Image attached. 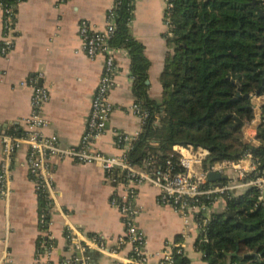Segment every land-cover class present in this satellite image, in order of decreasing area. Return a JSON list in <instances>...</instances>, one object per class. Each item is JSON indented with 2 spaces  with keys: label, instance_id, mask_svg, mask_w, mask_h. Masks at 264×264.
Masks as SVG:
<instances>
[{
  "label": "crops",
  "instance_id": "obj_1",
  "mask_svg": "<svg viewBox=\"0 0 264 264\" xmlns=\"http://www.w3.org/2000/svg\"><path fill=\"white\" fill-rule=\"evenodd\" d=\"M113 4L114 0H22L16 4L12 46L7 53L0 52V134L4 130H27L22 119L31 113L30 80L36 79L48 92L42 108L47 124L42 133L55 135L64 147L79 143L103 72L104 56L89 58L84 54L78 23L84 19L91 29L104 30L107 11ZM164 11L165 0H134L129 22V34L142 45L148 60L147 94L158 103L162 93L159 76L165 57L172 50L167 42L170 34ZM3 38L0 4V46ZM112 46L116 64L114 86L109 92L112 111L95 147L106 155H120L123 151L116 145V132L135 136L142 124L132 111L136 99L129 50ZM251 101L255 123L245 127L243 137L244 142L252 139L254 144H259L255 134L264 97L254 96ZM26 156L27 147L22 145L13 159L9 195L0 197V264L6 257L10 264H34L35 249L42 238L41 202L30 179ZM248 163L244 160L242 166ZM51 169L56 197L47 233L55 244L54 261L65 250L66 227L85 234H101L110 243L121 236V217L111 204L112 196L122 190L118 177L108 176L97 163H78L70 159L53 158ZM136 203L141 209L137 224L149 251H157L165 243L181 239L180 235L186 230L185 220L169 205L159 203L155 186L146 183L138 187ZM224 207L225 202L218 200L209 212H219ZM188 235L184 244L189 264H207L194 248L195 227H191ZM126 253L128 247L120 256ZM89 255L90 264H110L98 251Z\"/></svg>",
  "mask_w": 264,
  "mask_h": 264
},
{
  "label": "trees",
  "instance_id": "obj_2",
  "mask_svg": "<svg viewBox=\"0 0 264 264\" xmlns=\"http://www.w3.org/2000/svg\"><path fill=\"white\" fill-rule=\"evenodd\" d=\"M20 1L0 4L14 8ZM118 1L109 42L129 50L135 102L148 112L128 160L140 165L154 155L162 164L169 156L176 160L174 145H192L209 151L203 169L246 152L264 169V104L259 144L244 142L242 130L254 117L252 96L264 97V15L257 11L264 10V0H171L172 50L159 76L160 103L147 94L148 60L129 34L134 0ZM206 238H198L195 248L207 264H264V200L257 201L251 189L225 199L224 209L211 213ZM189 263L186 254L175 255L174 264Z\"/></svg>",
  "mask_w": 264,
  "mask_h": 264
},
{
  "label": "built area",
  "instance_id": "obj_3",
  "mask_svg": "<svg viewBox=\"0 0 264 264\" xmlns=\"http://www.w3.org/2000/svg\"><path fill=\"white\" fill-rule=\"evenodd\" d=\"M118 4L119 1L114 0L113 6L107 11V23L102 31L91 29L84 19L78 23L84 54L89 58L104 56L103 72L99 77L85 131L79 143L64 147L55 135L47 136L42 133L47 124L42 108L48 99V92L36 83V79L30 80L31 113L22 119L27 130H4L0 134V197L6 198L9 195L13 159L16 151L26 145V166L30 179L37 196L44 202L39 211V224L43 233L35 249L34 264H90L89 253L92 251L100 252L110 264H174L175 255H187L184 239L189 236L191 227H195L197 231L194 248L198 238L207 241L206 227L211 219L209 211L216 201L225 202V199H232L248 189L256 193L257 201L264 200V169L260 168V162L250 152H246L236 161H216L203 169L202 163L209 155V151L203 147L174 145L176 160L169 156L162 164H157V156L150 155L140 165L131 163L127 157L137 135L116 132V145L123 151L120 155H106L95 147V141L105 131L112 111L109 92L114 86L116 64L115 49L109 41L115 30V8ZM172 8V1L165 0L164 20L168 28ZM2 9L4 38L0 52L5 54L11 49L13 42L14 8L2 6ZM132 111L141 124L148 117V112L141 109L136 102L132 105ZM261 120L262 114L258 124ZM254 123L253 117L242 130ZM245 142L258 145L252 139ZM53 158L70 159L78 163H97L108 176L113 175L121 180V193L112 196L111 204L119 212L123 232L113 243L101 234H85L76 228L66 227L65 250L56 261L53 260L55 244L47 233L49 215L56 197L51 169ZM244 160L249 161L247 166H242ZM210 171L226 175L227 178L209 181L207 173ZM146 183L157 188L159 203L169 205L186 223V230L180 235V240L167 242L157 251L147 249L146 238L137 224V217L141 212L136 203L137 188ZM125 247H128V254L120 256ZM1 264H10L9 259L6 257Z\"/></svg>",
  "mask_w": 264,
  "mask_h": 264
},
{
  "label": "water",
  "instance_id": "obj_4",
  "mask_svg": "<svg viewBox=\"0 0 264 264\" xmlns=\"http://www.w3.org/2000/svg\"><path fill=\"white\" fill-rule=\"evenodd\" d=\"M255 2H256V0H253V1H252L253 4H255ZM257 11H258L261 15H264V10L258 8ZM237 123H238V124H241L242 122H241V120L237 119ZM0 130H1V128H0ZM226 178H227L226 175H221L220 173H217V172H212V171H210V172L207 173V179H208L209 181H216V180H220V179H223V180H224V179H226Z\"/></svg>",
  "mask_w": 264,
  "mask_h": 264
}]
</instances>
